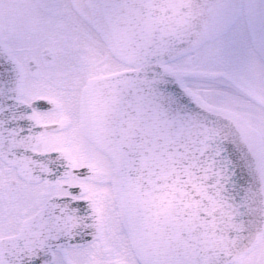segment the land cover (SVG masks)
Wrapping results in <instances>:
<instances>
[{
    "label": "snow or ice",
    "instance_id": "obj_1",
    "mask_svg": "<svg viewBox=\"0 0 264 264\" xmlns=\"http://www.w3.org/2000/svg\"><path fill=\"white\" fill-rule=\"evenodd\" d=\"M0 264H264V0H0Z\"/></svg>",
    "mask_w": 264,
    "mask_h": 264
}]
</instances>
